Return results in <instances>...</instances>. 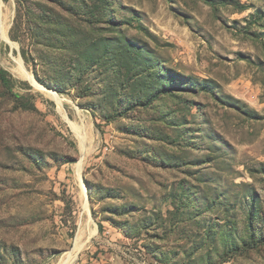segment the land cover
Masks as SVG:
<instances>
[{"label": "rangeland", "instance_id": "rangeland-1", "mask_svg": "<svg viewBox=\"0 0 264 264\" xmlns=\"http://www.w3.org/2000/svg\"><path fill=\"white\" fill-rule=\"evenodd\" d=\"M0 264H264V0H0Z\"/></svg>", "mask_w": 264, "mask_h": 264}, {"label": "trees", "instance_id": "trees-1", "mask_svg": "<svg viewBox=\"0 0 264 264\" xmlns=\"http://www.w3.org/2000/svg\"><path fill=\"white\" fill-rule=\"evenodd\" d=\"M1 74H2V82L4 83V85L7 86V79L5 78V76H6L5 74H6V73H5L4 71H2ZM15 98H16V97H15ZM21 99H22V98H16V101H19V102H20ZM18 104H19V106H23V108H24V107L27 108L26 105H23V104L20 105V103H18Z\"/></svg>", "mask_w": 264, "mask_h": 264}, {"label": "bare ground", "instance_id": "bare-ground-1", "mask_svg": "<svg viewBox=\"0 0 264 264\" xmlns=\"http://www.w3.org/2000/svg\"><path fill=\"white\" fill-rule=\"evenodd\" d=\"M20 67V66H19ZM27 72V71H26ZM28 76V75H27ZM30 78V76H28ZM52 98H54V100H56L57 103L60 102V99L57 95V93L53 92V91H46ZM61 106V105H60Z\"/></svg>", "mask_w": 264, "mask_h": 264}]
</instances>
